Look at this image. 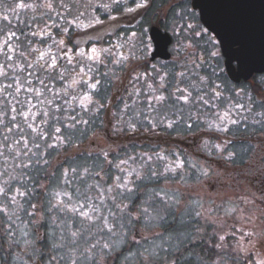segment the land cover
Masks as SVG:
<instances>
[{
    "label": "rangeland",
    "instance_id": "rangeland-1",
    "mask_svg": "<svg viewBox=\"0 0 264 264\" xmlns=\"http://www.w3.org/2000/svg\"><path fill=\"white\" fill-rule=\"evenodd\" d=\"M49 3H51V8L48 7ZM136 10L137 0H0V44L13 32L19 38L12 41V46L16 49V53H9V55H12L13 59L11 61L7 60L4 53L0 52V64H7V71L10 77L14 76L21 81L25 78L30 79L32 87L44 93L43 96L37 97L31 95V89H29V92L22 91L18 97L21 103H16L13 96L9 94L12 93L13 89H9L8 92L4 93V96H7V99L12 102L10 105H5L3 96H0V110L8 111L9 113L7 116H3L2 121H0V151L4 152V155L0 156V172H4L7 169V174L0 177V185L3 184L4 180L8 179V175H14L15 173L16 176L17 169L20 168L17 166L18 161L13 159L14 153L7 150L12 148L18 149L20 147L14 144V141L20 137V133L16 128H13V131L8 133L5 125L15 123L24 128V138L29 140L32 152L37 153L36 156L31 157L34 161L40 159L41 154L44 153L46 154L45 156H48L52 160L56 154H49L50 152L46 151L47 149H64V146L69 145V142L75 141L78 145H84L86 147L84 149L89 153H98L95 149L101 150L103 152V154L99 153L101 154V163L107 164L109 163V155L111 154V157L115 156L116 149H120L121 146L125 145L124 142L116 143L122 136H119L120 138H113L112 136L116 133L112 132L111 128L110 133L106 132L109 119L111 121L114 120L117 124L116 119L117 117L120 118L119 122L122 126L119 129L127 128V131L130 132L133 130L130 125H134L135 130L137 129L138 120L142 121L141 123L145 125L144 119L146 117L154 124H161L162 122V125L170 123L164 122L166 118H170L174 122L183 118V121H179L180 124L178 123L175 127L173 126L174 132H180L188 117L194 118L199 115L198 113H201V111L195 112L194 109L198 106L204 109L205 105H207L204 103V100H210L211 97H214L211 93L215 92V87L211 84L214 81L213 74H206L205 66H201L205 58L203 59L202 53L198 55L197 51L200 49H196L195 44L188 41L185 34L184 38L173 35V39L178 44L173 46L172 59L169 62H157L150 70H147L148 65L145 67L146 63L138 64L137 52L141 47L143 51H146L145 46L147 45L146 40L148 38L143 29L138 32L136 31L137 21L134 22V18L129 17ZM119 15L124 16L121 18L120 24H114V27H105L104 24L107 21H112L114 16ZM165 24L166 22H164ZM133 33H135L134 36ZM60 41L64 42L63 45L60 44ZM189 44L191 47L188 46ZM93 48L97 50L96 55L103 58L102 62L96 65H92V62L88 59V57L93 55ZM31 49H37L39 52L49 53L51 56L56 57L58 62L57 69L52 72H46L41 69L39 65L35 64V60L39 58V52L31 51ZM20 53L24 55H20ZM65 53L73 57V64L76 65L77 70L80 67H85V71H87V66L94 68L93 72L88 73V76L92 77L88 81V84L99 80L100 83L97 85L96 91H90L88 84L84 83L74 85V87L81 94L87 92L92 95L97 104H103V107L97 111L95 106H90L88 112H83L77 108L76 111L80 112L83 119L88 121L85 125L91 126L90 130L94 129V131L89 133L87 126L84 125L82 127L81 124H77L73 129L62 128V134L65 137L70 136V140H67L66 143L59 147L47 148L46 144L52 141L40 140L36 137L35 133H31V129L27 128L23 121V116L11 113L10 107L14 105L24 112H27L31 108V112L35 114L34 126L38 127V129L46 128L50 133L54 132V128L60 125L55 120L44 117L41 113L49 111L51 114L48 101H50L53 92H61L63 94L62 90L72 91L68 86L73 84L75 73L69 71L72 66L68 64ZM81 53L84 55L82 56ZM204 55L206 57V54ZM121 56L124 59L117 64L116 61ZM29 61L33 62V67L28 66ZM13 68L16 69L15 72L12 71ZM22 69L23 71H21ZM61 72H64V79L60 78ZM88 76H85L84 79L87 80ZM136 77H139V79H136ZM77 79L79 78L77 77ZM41 80H44L45 84L52 91L45 90L44 86L40 83ZM10 82L13 81L0 77V84ZM152 83L167 88L164 95L160 92L157 94H162L166 97L162 104L153 103L152 106L148 104V101L154 96L146 95ZM177 89L184 91L181 93ZM137 92L140 94L138 97L142 101L141 105H137ZM182 94L189 95L190 103L185 104L181 99H178ZM201 97H203V100L200 99ZM28 101H31V104L27 103ZM60 103L62 101L57 99L56 104ZM125 103L128 104L127 109H125ZM211 103L213 104V100ZM32 104L36 105V107H31ZM148 113L149 115L147 116ZM95 114H97L98 118L95 117L93 120H90ZM12 115H17L15 122L11 120ZM56 115H59V113H56ZM200 117L206 119L207 128L212 129V124H215L211 120L213 118L212 113L202 114ZM45 120L48 121L47 124L44 123ZM93 124L96 125L95 128L92 127ZM145 126L147 127V125ZM5 134L8 135V141L6 142L4 141ZM33 139H36L40 143L41 147L39 149L33 146ZM209 139L203 140L208 141ZM178 143L179 141L175 139L174 146ZM156 152L153 157L156 158V163L146 170V175L149 178L159 179L161 182H167L170 179L171 183L169 184L155 185L156 190L163 189L169 192V196L171 197L170 207L165 208L161 212L164 219L159 221V226H156L155 222L147 224L138 223L133 227V229H137V232L131 230L130 235L134 232L136 239L146 236L148 240H155L157 243H161V237H166L167 234L163 230L161 231L160 227L169 223L171 214L179 219L178 222L180 224H184L186 223V217L188 215L192 216L194 214L193 211L197 209L200 211L203 226H209L208 231L210 230L209 233L213 236L210 249L212 250L211 258L214 264H258L260 258L264 257V214L258 216V213L253 211L245 215L239 209L237 211L238 214L231 215L224 208H222V213H220V199L223 203L226 200L230 203L234 201L232 197L233 191L230 187H227L219 194L217 191L218 185L217 183L215 185L213 175L206 176L203 181H194L192 179L194 171L191 172L189 170L187 174L189 173L190 182H185L183 180L185 176L181 168H176L174 173L167 171L168 168H175L178 163H182L183 165L185 151H182V149H156ZM139 153L142 152L139 151ZM157 154L163 157V159L158 158ZM67 155L69 156L70 153ZM29 156H31V153ZM138 157H141V154ZM59 158L57 157L55 163L60 160ZM135 158L134 160H123L126 161L125 164L121 165L123 171L120 168L112 169L113 171H111L109 176L110 180H112L110 185L104 186L100 184L99 188L88 190L90 191L91 204H99L100 200L104 199L105 205H108L105 209L101 207L102 215H108L109 210H117L116 205L126 200L125 197H128L126 194L132 197L131 200L127 201V205L132 210L133 215H136L142 206H147L145 202L149 201V197L152 195L149 185L143 184L140 187L141 189L139 188L140 191H137V186L130 185L134 187L133 193L124 192L122 195H118L120 189L115 188L117 176L129 178V176L133 177L139 173L142 177L141 173H145L143 169L145 159L142 161V164L141 162L137 164L135 163L137 155ZM20 159L28 160L29 157L21 155ZM192 164L196 167L200 162L196 158L192 161ZM140 166L141 169H139ZM153 171L157 173L167 171V175L152 176L151 172ZM136 180L139 181V179ZM14 182L12 181L11 183L15 184ZM47 185L49 184L42 183L38 187L37 190L40 194L37 197H31L32 203L38 205L37 202H40L42 199L41 196ZM109 187L112 188L110 193L107 192ZM57 190H64V188ZM100 192H104L103 197L100 196ZM73 194L79 198L89 196L86 193L80 196L75 191H73ZM70 196L72 197V203L86 202L85 199L77 200L72 194ZM62 198L67 202L66 197ZM18 199L20 198L18 197ZM174 201H178V203ZM52 202L55 203V200ZM149 203L160 207L156 201H149ZM0 206L3 205L0 204ZM47 207L49 208V205ZM39 209L38 205L36 209L37 215L33 219V228H29L32 230L30 239L37 236L43 238L40 228L41 224L46 222L41 216ZM51 211L52 215L48 220L52 222L51 220L56 218L55 223L52 222L55 231H58L56 224L60 223L61 220H64L67 228H70L72 231L84 229L81 238L78 240V243L81 244V250H83L84 240L89 238L90 232L97 233L96 236L90 237L91 240L106 235V232H97L99 221L97 224H91L86 220L81 222V217L73 216L71 213L65 214L57 208H52ZM191 219L195 220L194 217ZM19 220L22 221L21 218ZM20 221L17 220L16 224L12 225V227L16 228L18 224L23 228L24 223ZM109 221L115 222L111 216H109ZM0 227L6 229L8 227L7 222L4 225L0 220ZM172 235L184 242L181 235ZM0 236H5V232L1 228ZM65 236L70 239L67 230L65 231ZM221 236L224 237L223 240L220 239ZM41 242H43V239H36L35 246L42 251ZM146 242L142 241V243ZM175 242L176 239L171 241V243ZM47 247L49 248V244H47ZM125 248L126 246H122V251ZM132 248L135 249L134 243L132 244ZM4 250L8 252L9 250H13L12 255L15 257L14 264H25L26 261L28 264H33L32 258L28 255L30 249L25 248L22 243L11 248L6 246ZM54 251L57 255H65L71 251V247L66 246ZM52 254L53 250L49 249L41 257L44 258L47 255L48 259ZM47 259L44 261L45 264H47ZM40 261L41 259L37 260L35 264H40ZM116 261L120 260L117 259Z\"/></svg>",
    "mask_w": 264,
    "mask_h": 264
},
{
    "label": "snow or ice",
    "instance_id": "snow-or-ice-1",
    "mask_svg": "<svg viewBox=\"0 0 264 264\" xmlns=\"http://www.w3.org/2000/svg\"><path fill=\"white\" fill-rule=\"evenodd\" d=\"M143 4L138 5V7H143ZM23 7V5H21ZM48 7L51 8V3L48 4ZM181 11L174 14L171 21H166L165 27L166 30H170L171 33L175 36H183L185 33L199 35L201 29L191 23L192 20L195 19L194 14L190 13L189 10L184 7L183 5L180 6ZM204 33H207V29L203 30ZM213 31H217L216 28H213ZM218 35L220 33H217ZM135 33H133V36ZM13 39L18 40L19 38L16 37V34L13 32L6 39H4L3 43L0 44V52H3L6 56L7 60L11 61L13 59L12 55L9 53H16V49L12 46ZM221 41L213 40L209 38V44L211 47H215ZM225 45L227 46V41L225 40ZM63 41H60V44L63 45ZM191 47V45H188ZM7 49V51H5ZM31 51L39 52L37 49H31ZM96 49L93 48L92 52L93 55L88 57V59L92 62V65H96L102 62V57L96 55ZM110 52V50H108ZM20 55H24L20 53ZM67 57V62L71 65V69L69 71L74 72L75 76H73V84H70L68 87L72 89V91L62 90L61 92H53L50 101H48L49 108L51 109V114L49 111H43L41 114L44 117H48L49 119H53L59 124L60 126H56L54 128V132H48L46 128H40L34 126V116L35 114L31 112V108L28 109L27 112H24L22 109H18L16 106L10 107L11 113H16L17 115L23 116V121L26 124L27 128L31 129V133H35L36 137L40 140H51V143L46 144L47 148H55L59 147L60 145L66 143L67 140H70L69 137H65L62 134L63 129H73L76 127L77 124H87L88 121L83 119L80 115V112H77L76 109L79 108L83 112H88L90 110V106H95L96 110L99 111L103 104H97L92 97V95L88 94L87 92L81 94L77 91L74 85H79L80 83L88 84V81L92 79L91 76H88V73L94 71L92 66H87V71H85V67H80L77 70L76 65L73 64V57L65 53ZM83 56L84 54L81 53ZM210 56H217L216 51H211L209 53ZM124 57L121 56L117 59L116 63L119 64ZM232 59H239L238 56H233ZM35 64L39 65L41 69L46 72L55 71L58 67L57 58L51 56L49 53L39 52V58L35 60ZM29 67H33V62H28ZM217 67L219 65L217 64ZM241 67H243L241 63ZM13 72L16 71L15 68L12 69ZM23 71V69L21 70ZM31 75V73H29ZM107 75V73H105ZM183 75V74H182ZM88 76V79L85 80L84 77ZM0 77L10 79L13 82L7 84H0V96H3L5 105H10L12 102L7 99V96H4V93L8 92L9 89H13L12 93H9L13 96V99L16 103H21L18 99L20 93L29 92L31 89V95H35L37 97L43 96L44 93L42 91H37L35 88L32 87V81L30 79L25 78L23 81L20 79L12 76L10 77L9 72L7 71V64H0ZM77 77L79 79H77ZM60 78L64 79V72L60 73ZM139 79V77H136ZM41 85L44 86V89L47 91H52L48 88V85L45 84L44 80L40 81ZM100 83L99 80H95V82L88 84L90 91H96L97 85ZM215 96L211 97L210 100H204V103L207 104L209 107H212L213 104L211 103L212 100L221 98V92L219 91L220 85L217 84L215 86ZM183 93L184 90L177 89ZM137 96L140 94L137 92ZM236 95H240L239 92ZM245 95L247 96L248 100L251 103H255L256 101L253 99V96L249 93L248 90H245ZM71 97V99H69ZM262 97H264V93H262ZM57 99L61 100L62 103L56 104ZM166 97L161 95L153 96L149 101V106H152L153 103L162 104L165 101ZM181 99L183 103L187 104L190 103L189 95H181L178 97ZM203 100V97L200 98ZM43 102V101H42ZM27 103L31 104V101ZM55 105V107H53ZM264 106V105H262ZM31 107H36V105L32 104ZM128 104L125 103V109H127ZM233 108L236 110H245V105L242 103L237 102L233 105ZM233 108H228L225 110L223 114L216 113L217 117L220 119V124L215 125L218 131L226 132L228 128L224 125L231 123L236 124L237 121L232 119ZM59 113V115H56ZM9 113L8 111L0 110V121H2L3 116H7ZM17 115H12L11 120L15 122L17 120ZM151 123V121H149ZM45 124L48 123L47 120L44 121ZM7 127V132L11 133L13 128H16L19 133L20 137L14 141L15 145H19L20 147L7 149L14 153L13 159L18 161L19 167H21V172L19 176L15 175H8V179L3 181V184L0 185V213H3L4 216L7 217V224L8 227L4 229L5 235L9 238L11 243L13 244H23L25 248L30 249L28 255L32 258L33 264L37 260H40V257L44 255V252L41 251L40 248L35 246L36 239H44L42 237H35L30 239L31 236V229H28V225L25 224L23 228L20 225H16V228H13L12 225L16 224V221L20 219L19 212L24 211L25 215L29 217H33L35 219L37 213L36 209L38 205L36 203H29L28 200H25L24 203H21L19 198H24L26 195L30 193L36 192V187L40 186V181L38 178H33L32 183L36 187H28L23 179L26 176H30V173L24 172V169H28L32 166L33 161L31 160V156H36L37 153L32 152L31 147L29 146V140L24 138V128L21 127L19 124H11L5 125ZM130 127L135 130L134 125H130ZM155 127V125H153ZM168 128H172L173 124L168 123ZM189 128L192 127L191 124L188 125ZM4 141H8V135L5 134ZM32 144L35 148L39 149L41 147L40 143L36 140H32ZM219 148V146H217ZM31 153V156L29 154ZM4 152L0 151V156H3ZM29 157L28 160H21L20 156ZM106 155V154H105ZM158 158L163 159V157L159 156ZM228 158H231V153H229ZM129 159H136L135 157H129ZM141 159H144L141 157ZM151 160V156L147 157L145 163ZM36 164H41V162L46 165L48 163L47 159H43V154H41V159H37L34 161ZM126 161L121 160L120 164H117L116 167L121 168V165L125 164ZM182 163L176 164L175 168H168L167 171L175 172L176 168H182ZM71 172L75 173L76 169H71ZM88 170L85 169V172ZM166 172H151L152 176L162 175L166 176ZM7 174V169L4 172H0V177L5 176ZM98 175V173H97ZM69 172L64 171L61 176V180L65 183H70L69 179ZM141 176L139 173L136 174V179H140ZM19 180L20 185L25 188V191H21L20 187H16L12 184V181ZM117 183L115 184V188L120 189L118 195H122L124 192L133 193V187L130 186L133 181L131 176L129 178H123L120 176L116 177ZM59 181L57 182L56 187L59 188ZM99 188L98 185L93 186ZM112 188L109 187L107 192H111ZM51 196V199L47 200V204L49 205L48 211H51L52 208H57L60 211L64 212L65 214L71 213L73 216L81 217V222L88 221L91 224H97L99 221V225L97 226V232L105 233V236L97 237L95 240H91L90 237L96 236V232H90L89 238L84 240L83 250H81V244L78 243V240L81 238L84 229H79L77 231H72L70 228H67L66 222L61 220L60 223L56 224V229L58 231H52L48 234L47 239L50 241V250H53V254L47 259V264H114V262L119 259L120 264H178L179 261L184 260L188 261V264H192L191 258L189 255L183 253L181 249L182 242L174 237L172 234H169L166 237H161V243H157L155 240H148V237L142 236L140 239H136L135 233L130 232L132 228L138 223L147 224L149 222H155L156 226H159V221L163 220L164 217L161 215V212L170 207L169 193L164 191L163 189L155 190L153 194L149 197V201H156L160 207L154 206L153 204L146 201L145 204L147 206H142L141 210L137 212L136 215H133L132 210L129 209L127 204H123L121 201L120 204L116 205L118 212H113L112 210L108 211V215L101 214V207H106L104 203V199L100 200L99 204H91L90 198L85 197V203H72V197L68 194L65 190H57L51 191L48 193ZM100 196H104V192H100ZM62 197L67 198V202ZM131 196L125 197V199L131 200ZM114 199V198H113ZM55 200V203L52 201ZM178 203V201H174ZM25 204L28 205V208L31 209L29 211L25 208ZM109 216L114 218V223L109 221ZM55 219L53 218L52 222L55 223ZM27 229V230H25ZM67 230L70 239L65 236V231ZM17 231L19 232V238L17 237ZM159 235V234H158ZM22 238V239H21ZM173 239H176L175 243H171ZM221 240L224 239L223 236L220 237ZM142 241H147L146 243H142ZM135 244V249L132 248V244ZM167 244V247L164 245ZM66 246L71 247V251L65 255H57L55 254L56 249H62ZM122 246H126V251H122ZM176 252H180L181 255L176 257L175 259H171L170 257L173 256ZM251 259V257H249ZM200 264H214V261L211 260L209 257L205 259L203 257L199 258ZM25 264H28L26 261ZM40 264H45L44 261H40ZM258 264H264V257H261Z\"/></svg>",
    "mask_w": 264,
    "mask_h": 264
},
{
    "label": "flooded vegetation",
    "instance_id": "flooded-vegetation-1",
    "mask_svg": "<svg viewBox=\"0 0 264 264\" xmlns=\"http://www.w3.org/2000/svg\"><path fill=\"white\" fill-rule=\"evenodd\" d=\"M140 4L144 6L138 7ZM181 5L186 7L190 13L194 14L195 19L191 23L201 29L199 35L185 33V37L188 41L195 44L196 49H200L197 51L198 55L202 53L203 59L205 58L201 66H205L206 74H213L214 81L211 84L214 87L217 84L220 85L219 91L221 92V98L213 100L214 105L212 107L205 105L204 109H201L199 106L195 108V112L201 111V113H198L199 115L194 118L188 117L184 126L182 125L183 128L180 132H174L173 127L168 128L166 123L163 125L162 122L161 124H154L151 120L147 119L148 117L144 119L147 127L141 123L142 121L138 120L137 129L128 132L127 128L119 129L122 126L119 122L120 118L116 116L117 124L114 120L111 121L109 119L106 132L108 131L110 133L111 128L112 132L116 133L112 136L113 138H120L119 136H122L116 143L124 142L125 145L121 146L120 149H116L115 156L111 157V154L109 155V163L106 166L110 164L111 168L118 169L116 165L120 164L121 160L126 159L125 152L122 149L126 148L127 143L134 141V144H137V164L138 162L142 164L144 159L146 161L147 157L151 156L150 161L147 163L144 162L145 166L143 169L145 173H141L142 177L137 181V191H140L142 184H147L152 179L146 177V170L150 169V166L156 163V158H153L157 153L156 149H182V151H185V160L181 170L185 176L183 178L185 182H190L189 173L187 174L189 170L191 172L194 171L192 175L194 181H203L206 176L213 175L215 185L216 183L218 185L217 191L219 194L227 187H230L233 191L232 197L234 201L232 203L227 200L223 203L220 199V213H222V208H224L231 215H235L238 214L237 211L240 209L245 215L254 211L260 216L264 214V106H262L264 105V97H262V93H264V72L253 74L246 80H231L224 65L225 59L220 43L214 48L210 46L209 38L213 40H217V38L208 30L207 33H204L203 30L206 28L200 19L199 10L193 9L192 0H142L141 2L137 0V10L132 15H129V17H133L134 22L137 21L136 31L138 32L143 29L148 38L146 40L147 45L145 46L146 51H143L141 47L137 52L138 64L146 63L145 67L148 65L147 70H150L155 63H165L172 59V48L178 43L173 39V34L169 30H166L164 22L171 21L174 14L181 11ZM123 17L121 15L114 16L112 21H107L104 25L105 27H114V24H120L122 21L121 18ZM152 26H157L163 32H168L171 35L172 42L169 46L171 58L169 60L159 58L151 60L153 42L149 35V30ZM182 37L184 38V35ZM211 51H216L217 56H210L209 53ZM204 54H206V57ZM217 64L219 67H217ZM245 90H248L253 96V99L256 101L255 103H251L248 100L245 95ZM166 91L167 88L165 86L152 83L146 95L155 96L159 92L164 95ZM237 92L240 95H236ZM211 93L215 96V92ZM237 102L244 104L245 110L238 111L234 109L233 105ZM141 104L142 101L137 96V105ZM228 108H233L232 119H235L237 123L224 125L228 128L226 132L218 131L215 125L220 124V119L216 113L223 114ZM207 113H212L213 118L211 120L215 122V124H212V129L207 128V120L200 117V115ZM95 117L98 118L97 114L94 115ZM183 120V118L179 119V121ZM165 121L172 123L174 127L179 123V121L174 122L170 118L164 119ZM189 124L192 125L191 128L188 127ZM84 125L81 124L82 127ZM92 127L95 128L96 125L93 124ZM87 128L89 129V133L94 131V129L90 130L91 126H87ZM175 139L180 144L178 143L174 146ZM203 139L209 140L204 141ZM81 148L84 149L86 147L83 145ZM95 150L98 154H103L101 150ZM139 151L142 153H139ZM229 153H231L230 159L228 158ZM140 154L144 159L138 157ZM196 158L201 165L197 164L194 167L192 161ZM139 169H141V166ZM199 212L196 217L200 219ZM196 227L198 229L203 228L202 226ZM132 230L137 232V229L132 228Z\"/></svg>",
    "mask_w": 264,
    "mask_h": 264
},
{
    "label": "trees",
    "instance_id": "trees-1",
    "mask_svg": "<svg viewBox=\"0 0 264 264\" xmlns=\"http://www.w3.org/2000/svg\"><path fill=\"white\" fill-rule=\"evenodd\" d=\"M94 117H92L93 120ZM83 145H78L77 142L71 141L69 142V145L64 146V149H47L46 151L50 152L49 154H56L54 159H50L48 156H45L46 154H43V159H47L48 163L44 165L42 162L41 164H36L33 161L32 166L28 169H24V172L30 173V176H26L23 179L25 180V183L27 184L28 187H36L33 183L32 180L33 178H38L40 181V185L42 183H47L49 185L46 186L44 193L42 194V199L40 202H37L39 205V210L41 213V216L45 219L46 223L41 224V233L43 234V242H41V247L43 252H48L50 249V241L47 239L48 234L52 231H55L54 224L50 222L48 219H50V216L52 215V211H48V204H47V199H51V196L48 194L51 191H56L57 189L64 188L65 191L68 192V194H72L74 198L77 200L85 199V198H79L73 194V191L77 192L80 196L84 195L85 193L89 195L88 197L90 198V191L89 189H96L97 187H93L96 185H110L112 183V180H110V174L111 171H113L110 167V164L106 166V164L103 162L101 163L100 157L101 154L98 153H89L86 151V149H82ZM76 148V149H75ZM137 144H134V141L131 143H127L126 148L122 149L123 152H125L126 160H133L129 159V157H135L137 155ZM70 153L68 156L67 154ZM135 156H134V155ZM33 157V156H31ZM57 157H60L59 161H57ZM41 159V157H40ZM137 163V161L135 162ZM71 169H76L77 171L75 173L71 172ZM85 169L88 171L85 172ZM64 171L69 172V181L70 183H65L61 180L62 173ZM21 172V167L17 169L16 176H19ZM98 173V175H97ZM15 175V173H14ZM132 177V176H131ZM146 177H148L146 175ZM136 176L132 177L133 183L131 184L132 186H137V180L135 181ZM148 179H150L148 177ZM74 180V181H72ZM174 180V179H172ZM59 183V188L56 187L57 182ZM135 181V182H134ZM16 187H20L21 191H24L25 188L20 185L19 180H16L14 182ZM171 183L170 179L167 182H161L159 179L157 180L156 178H152L149 180L147 185H149L150 193L153 194V190H156V186L159 184H169ZM143 185V184H142ZM156 185V186H155ZM133 187V188H134ZM38 187H36V192L35 193H30L24 198H20L21 203H24L25 200H28L29 203H32L31 197H37L40 192L37 190ZM167 192V191H166ZM169 193V192H167ZM126 196H129L126 194ZM128 199L123 201V204H127ZM169 200V205H170ZM108 205L106 206V208ZM25 208L31 211L30 208H28V205L25 204ZM105 209V207H104ZM199 210H194V214L192 216L188 215L186 217V223L180 224L178 221L179 219L176 218L173 214L170 215L169 223L166 225H162L160 227V230L164 231L167 236L169 234H179L181 235V238L184 240L181 244V249L184 254L189 255L191 258L192 264H200L199 258L203 257L205 259H208L209 257L211 258L212 253L210 249V244L213 242V236L209 233L208 227L209 226H203V222L200 219L196 217L197 213ZM113 212H118L117 210H113ZM107 213V210H106ZM200 213V212H199ZM19 217L22 219V223L28 225L29 228H33V217H29L25 215L24 211L19 212ZM192 217L195 218L191 219ZM189 218V220H187ZM7 217L4 216L3 213H0V220L4 223H6ZM197 219V221H196ZM52 221V220H51ZM196 226H202L203 228L198 229ZM1 230L4 231L3 227H0ZM88 228V226H86ZM91 228V227H90ZM27 230V229H25ZM3 236V235H2ZM0 236V264H14L13 262L15 261V257L12 255L13 250L6 251L4 250L6 246L9 248L17 245L11 243L7 235L4 237ZM19 238V232L17 231V237ZM8 244V245H6ZM47 244H49V248L47 247ZM167 247V244L164 245ZM126 251V248L123 250ZM181 255L180 252H176L173 256L170 257L171 259H175L176 257H179ZM41 261H46L47 255L43 258H40ZM119 260V259H118ZM212 260V258H211ZM213 261V260H212ZM114 264H120V261H115ZM127 264V262H125ZM178 264H188V261L181 260L178 262Z\"/></svg>",
    "mask_w": 264,
    "mask_h": 264
},
{
    "label": "water",
    "instance_id": "water-1",
    "mask_svg": "<svg viewBox=\"0 0 264 264\" xmlns=\"http://www.w3.org/2000/svg\"><path fill=\"white\" fill-rule=\"evenodd\" d=\"M192 6L199 10L205 28L221 41L231 80H246L264 72V0H192ZM149 35L154 47L151 60H169L171 35L157 26L150 28ZM233 56L239 59H232Z\"/></svg>",
    "mask_w": 264,
    "mask_h": 264
}]
</instances>
